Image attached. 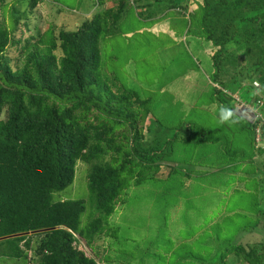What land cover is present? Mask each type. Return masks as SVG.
Instances as JSON below:
<instances>
[{"label":"trees","instance_id":"1","mask_svg":"<svg viewBox=\"0 0 264 264\" xmlns=\"http://www.w3.org/2000/svg\"><path fill=\"white\" fill-rule=\"evenodd\" d=\"M41 1L13 0L9 6L0 0V261L25 263L37 239L36 264L107 263L110 259L98 251L99 263L78 251L75 236L93 251L99 249L92 245L97 240H117V229L108 220L139 206L138 201L147 200L160 210L159 216L167 215L164 221L171 210L174 214L182 206L185 211L194 209L193 194L190 188L183 191V184L191 180L192 187L191 178L206 175L207 181L210 174L189 170L193 159L179 161L185 148L194 153L193 148L215 145L220 139L233 141L232 147L240 144L250 150L231 151L237 162L249 159L252 165L257 163L253 172L261 169L264 174V0H152L150 20L137 12L139 0H114L115 10L105 11H101L105 1L96 0L90 3L93 15L75 31L55 33L48 25L43 32L35 27L34 34L18 38L20 25L30 32L31 15ZM131 17L152 25L173 18L177 20L169 27L173 36L163 44L175 45L183 37L202 44L209 69L201 78L209 81L210 91L201 95L209 105L218 103L213 125L217 135L210 137L212 129L184 120L199 117L208 123L213 115L173 111L167 108L171 95L165 84L139 91L125 83L123 65L116 69L102 60L101 45L115 31L120 33ZM150 34L140 43L148 49ZM229 48L233 53L226 55ZM173 64L181 72L177 57L167 70ZM234 70L238 76L231 75ZM234 95L262 111V119L250 124L232 114ZM182 107L185 110L184 103ZM222 108L231 114L229 122H220ZM172 112L174 119L168 117ZM148 117L159 131L147 144L141 125ZM224 147L219 153L213 150L217 164L223 158L220 153L228 151ZM202 161L197 163L200 168L213 165L204 157ZM78 163L87 167V196L61 201L57 194L72 185ZM163 169L165 177L160 176ZM83 216L87 222L82 224ZM170 248L166 245L164 252ZM221 248L223 253L219 251L211 264H223L230 254L239 264H264L263 254L245 251L233 241ZM158 255L151 257L163 259Z\"/></svg>","mask_w":264,"mask_h":264},{"label":"rangeland","instance_id":"2","mask_svg":"<svg viewBox=\"0 0 264 264\" xmlns=\"http://www.w3.org/2000/svg\"><path fill=\"white\" fill-rule=\"evenodd\" d=\"M93 1L96 0H42L31 15L30 32H26L20 25V34L17 37L21 38L34 34L35 27L43 32L48 25L54 27L55 33H58L59 30L75 31L85 19L93 15L90 4ZM104 1L101 11L106 9L115 10L116 2L114 0ZM12 2L13 0H5V3L9 6ZM22 2L25 4L24 1ZM24 4L23 8H25ZM137 5L138 13L143 12L147 14L148 20L152 19L149 15L152 10V0H139ZM16 7L22 10L20 4H17ZM167 16L172 17V14L169 13ZM153 17L156 19L155 15ZM168 17L153 25L132 20L131 17L120 33L115 31V34H117L110 37L104 46L101 45L102 60L108 62L109 67L116 69H120L123 65L127 72L125 83L127 82L131 87L134 86L133 88L139 91L142 90L143 92L148 88H150L149 91H152V89L160 88L162 84H165L164 86L171 95V98L167 101V108L170 107L173 111L182 110L186 112L185 114L191 111L197 114L206 112L204 114L208 117L213 115L212 120H206L208 123L199 117H197V120H189L188 117L184 120L186 122H196L197 126L207 130L212 129L210 137H214L219 133L217 128L213 126L216 117L214 111L217 110L215 105L218 103L215 102L216 104L209 105V102L201 95V93L210 91L209 81L201 78V75L204 77L209 69L207 66L209 59L206 58L208 55L202 51V44L192 38H187L185 41L183 37L181 40H177L178 42L175 45H169L167 42L163 44L165 38L173 36L174 31L169 27H174L173 24L177 22V20ZM151 32L153 36L150 34ZM146 34H150L152 38L151 49L140 45ZM56 53L59 55V52ZM225 53L226 55L233 53V49L229 48ZM238 54L241 53L238 52ZM176 57V65L181 69V72L177 70L174 64L171 71L167 70L170 61L173 59L175 62ZM238 58L241 59V56H238ZM241 62L242 60L239 61V65ZM104 72L112 76L106 70ZM118 75L120 76V72ZM123 75L125 76V71ZM231 75L238 76L239 74L237 70H234ZM244 84H247V82L244 81ZM211 85L216 86L215 84ZM233 99L235 103L232 107V113L245 119L248 123L253 121L256 113L251 110V107L238 101L237 95H234ZM159 102L167 104L163 101ZM182 103H184L186 111L182 107ZM259 115L262 119L263 112L259 111ZM168 117L174 119L175 113H170ZM218 125L220 127L221 124ZM141 126L144 142L148 144L152 141L153 135L159 131V128L155 124H150L149 117ZM222 126L228 127V124H222ZM257 141H259L258 134L256 135ZM232 142L229 143V141L226 142L220 139L217 142L215 141V145L204 144L193 148L195 149L194 153H190V149L185 148L183 150L179 161L187 162L193 159L191 165L193 167L189 170L200 171V167L197 165L201 163L203 157L204 162L209 160L213 164L206 167V170H217L216 173L203 172L208 175L212 174L207 181H204L203 177L206 176L204 175L201 179L195 178L197 180L191 178L192 187L190 186L191 180H188L186 185L183 184V191L187 192L190 188L189 193L193 194L195 199L194 209L185 211L183 206L179 210L176 208L177 213L172 215L171 210L168 220L164 221L167 215L164 217L159 216L157 212L160 210L152 204L149 205L147 200L145 202L138 201L136 203L139 206L121 214L117 212L108 220V224L117 229L119 237L117 240L108 238L104 240L105 243L103 240H97L92 245L97 246L99 249L93 251V248L87 246L84 240L75 236L78 240L75 245L76 249L86 257L98 261V263L101 262V258L96 256L97 251L110 259L107 260V263L99 264H211L219 251L223 253L224 250L221 247L230 241L240 245L245 251L254 249L256 253L264 255V225L262 223V218H264V195L263 198L260 195V192H264V175L260 172V175L255 174L253 177L257 181L247 180L246 177L242 176L246 182L236 176L237 173L249 175L253 172L255 166L257 167V163L252 165L249 159L237 162L239 161L237 157L232 155L235 149L244 150L243 152H249L250 150L247 146H240V144L232 147ZM224 144V149L228 151L225 154L220 153L223 158L217 164L215 161H219L218 151ZM232 164L234 165L231 166ZM86 170V166L80 163L77 164L72 185L57 194L60 196L61 201L85 199L84 197L87 196ZM161 173L160 176L164 177L168 174L165 169ZM237 175L241 176L240 174ZM226 177H229V181ZM147 199L150 200L149 197ZM206 217H208V220H206ZM85 222L87 221L83 216L82 224ZM185 230H189V233L186 234ZM180 232L183 233L180 235ZM191 234L195 235L192 236ZM36 241L37 239L32 244V250L27 253L28 260L25 263L23 261L5 260L0 261V264H36L37 259L34 255ZM168 244H171L170 252L165 253V247ZM151 254H155L157 257H159L158 254H161L163 259L153 260ZM235 259L234 254H230L223 264H239Z\"/></svg>","mask_w":264,"mask_h":264},{"label":"crops","instance_id":"3","mask_svg":"<svg viewBox=\"0 0 264 264\" xmlns=\"http://www.w3.org/2000/svg\"><path fill=\"white\" fill-rule=\"evenodd\" d=\"M210 162V161H209ZM232 166V165H231ZM200 171H203V172H207V171H210V173H216L217 172V170H206V168H200L199 169ZM227 172H231V171H227ZM227 172H225V173H227ZM259 172L262 174V175H264L262 172H261V169H258L257 171H255V172H251V173H249V175H243L242 173H237V174H240L241 176H238L237 174H236V176L237 177H240V178H242V181H244V182H246V180L243 178V177H246V179L247 180H249V179H252L253 181H257L253 176L255 175V174H259ZM210 175H212V174H210ZM260 175V174H259ZM243 176V177H242ZM226 179L229 181V177H226ZM189 184V183H188ZM259 191H260V189H259ZM260 195H261V198H263V195H264V192H260ZM172 215H175V213L174 214H172ZM262 223H263V225H264V218H262ZM171 235H172V233H171ZM195 235V234H194ZM193 235V236H194ZM173 236V235H172ZM192 241V240H191Z\"/></svg>","mask_w":264,"mask_h":264},{"label":"clouds","instance_id":"4","mask_svg":"<svg viewBox=\"0 0 264 264\" xmlns=\"http://www.w3.org/2000/svg\"><path fill=\"white\" fill-rule=\"evenodd\" d=\"M252 109V108H251ZM219 112H220V116H219V120H220V122L221 123H225V122H229V117H230V113L227 111V109H220L219 110ZM231 112H232V110H231ZM226 113H227V115H226ZM233 114V113H232ZM257 118H259L260 119V115H259V113H258V111H257ZM256 118V119H257ZM255 119V120H256ZM245 120V119H244ZM246 121V120H245ZM234 122V121H233ZM259 142V141H258Z\"/></svg>","mask_w":264,"mask_h":264},{"label":"built area","instance_id":"5","mask_svg":"<svg viewBox=\"0 0 264 264\" xmlns=\"http://www.w3.org/2000/svg\"><path fill=\"white\" fill-rule=\"evenodd\" d=\"M254 113H257V111L256 110H253V109H251ZM257 118V114L255 115V118H254V120L253 121H250V124H253L254 122H255V119ZM259 135V137H260V131H259V129H257V131H256V135Z\"/></svg>","mask_w":264,"mask_h":264},{"label":"water","instance_id":"6","mask_svg":"<svg viewBox=\"0 0 264 264\" xmlns=\"http://www.w3.org/2000/svg\"><path fill=\"white\" fill-rule=\"evenodd\" d=\"M18 236V235H17ZM5 239V238H4ZM3 240V239H0V241Z\"/></svg>","mask_w":264,"mask_h":264}]
</instances>
